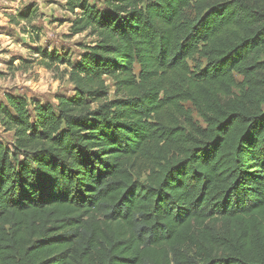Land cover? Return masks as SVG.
Listing matches in <instances>:
<instances>
[{"label":"trees","instance_id":"16d2710c","mask_svg":"<svg viewBox=\"0 0 264 264\" xmlns=\"http://www.w3.org/2000/svg\"><path fill=\"white\" fill-rule=\"evenodd\" d=\"M65 1L74 93L0 101V264H264V0Z\"/></svg>","mask_w":264,"mask_h":264},{"label":"rangeland","instance_id":"374dc122","mask_svg":"<svg viewBox=\"0 0 264 264\" xmlns=\"http://www.w3.org/2000/svg\"><path fill=\"white\" fill-rule=\"evenodd\" d=\"M90 1L105 8L106 0ZM65 2L0 0V101H6L7 92L25 95L30 100L42 103H57V95L71 96L74 93V85L69 77L70 68L67 65L45 68L34 53V48L40 46L51 51L69 53L77 61L83 52V46L92 44L95 40L87 32L77 35L71 33L70 21L73 16L66 9ZM29 10H35L30 13L29 18L20 16ZM190 64L192 67L204 68L206 60L196 56L190 60ZM241 80L237 75V81ZM107 82L113 93L112 82L109 79ZM185 107L190 109L195 121L204 124L190 102L185 103ZM0 141L7 145L14 142L13 132L5 131L1 125Z\"/></svg>","mask_w":264,"mask_h":264}]
</instances>
